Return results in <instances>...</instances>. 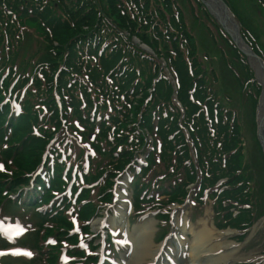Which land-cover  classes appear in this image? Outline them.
I'll list each match as a JSON object with an SVG mask.
<instances>
[{"label": "trees", "instance_id": "16d2710c", "mask_svg": "<svg viewBox=\"0 0 264 264\" xmlns=\"http://www.w3.org/2000/svg\"><path fill=\"white\" fill-rule=\"evenodd\" d=\"M195 1L221 30L233 61L244 72L239 75L232 61L223 70L225 76L240 85L245 78L249 80L256 89L255 104L261 87L246 57L200 0ZM223 1L234 14L244 42L264 60L254 43L253 29L232 0ZM188 4L191 9V2ZM183 12L176 0H0V100L9 95L8 102L14 99L21 105L10 142L20 147L15 148L16 154L25 158V170L30 171L40 160L44 144L54 138L55 128L65 120L70 130L81 126L79 133L85 140L88 133L95 134V148L108 159L101 167L108 170L107 175L131 166L135 154L147 144L145 131L149 132L159 149L150 152L134 186L163 175L160 180L169 182L164 204L184 201L186 186L198 177L202 191L223 177L227 187L245 181L240 177L246 169L241 162L243 140L236 115L211 88L209 81H216V73L202 63ZM132 36L153 53L140 48ZM158 58L175 80L182 111L172 102L173 88ZM139 91L141 97L134 105L132 96ZM224 96L229 100L227 93ZM204 99L209 102L201 104ZM6 109L8 105L2 106L0 101V137L7 132L2 123L4 117L9 120ZM16 177L23 180V176ZM229 189L223 188L220 196L214 193L217 215L220 203L234 201L233 196L225 195ZM246 190L247 186L239 190L237 197H246ZM240 216L235 222L229 214L225 226L232 221V227H239ZM64 221L63 216L54 219L58 224Z\"/></svg>", "mask_w": 264, "mask_h": 264}, {"label": "rangeland", "instance_id": "374dc122", "mask_svg": "<svg viewBox=\"0 0 264 264\" xmlns=\"http://www.w3.org/2000/svg\"><path fill=\"white\" fill-rule=\"evenodd\" d=\"M176 1L182 6L184 10L183 14L185 16V20L191 26V31L196 41L197 53L200 58L202 57V63L205 66L212 68L216 73V81H209L211 88L216 89L217 93L220 96L219 99L224 102L226 106H229L232 110H234V113L236 115L240 135L242 136L243 140L242 148L244 151V155L241 157V162L244 163L246 169L244 175L240 177L242 180L245 181L240 182L236 187H227L224 185L227 183V178L223 177L221 178V180H217L215 182L216 184L213 185L212 188L208 191L207 195L209 196V198L207 197V195L201 196L200 192H196L197 186L195 183V186H193L192 192L190 193L189 199L184 204L177 206L176 203H170L167 207L168 210H162L163 213L166 212L169 214V216L165 215L164 217H159L158 215L161 214V212L158 211L154 214L153 217L152 214L157 209H159V207L147 206V202H144L142 211H144L143 215L147 216L146 219L149 220L150 223L149 236L153 238L155 248L160 249L162 247L163 240L166 239L164 238V236L171 229L170 224L172 225L173 221L171 220L170 222L171 214L173 218L184 216L186 218L191 219L192 217V223H195L199 218L206 214V218L208 219L210 224L212 221L213 225L220 230L219 232H223L224 234V232L227 231V235L225 237V246L228 247V249L225 248V251H229V258L227 259L226 264H264V153L256 137L255 116L257 100L255 104L252 101V99L255 98L256 89L254 85L249 82V80L246 81V78L244 82L240 81L241 83H243L242 85H240L238 81L229 78V75L225 76L227 73H225L223 70H226V65L233 61V52L229 48L230 46L225 42L221 30L219 31V29L216 28L213 22L208 19L206 14H204V11L196 3L197 1ZM188 2H191V9L189 8ZM199 2L204 5L208 14L212 18H214L212 14H210V12L208 11L203 0H200ZM256 2H264V0H232L233 5L236 6L235 8L238 14L242 16L245 22L253 29L254 33L256 34V39L254 40V43L258 46L261 54L264 55V4L261 3L258 6ZM214 20L216 21L215 18ZM221 29L222 31H224L222 27ZM132 40L135 43H138L140 48H142L143 50L149 53H153L152 50L146 44L139 43V40L138 38H136V36H132ZM142 45H145L144 47H146V49H144ZM204 55L205 57H203ZM158 60L160 61L161 66L164 69L163 71L170 79L171 86L173 88V91L175 92V80L172 74H170L169 70L166 68L165 62L162 60V58H158ZM233 62H235V65L232 64V66H234L235 71L239 75H241V73L243 74L244 72L242 71V68L238 66L239 63L236 60ZM220 72L222 73L223 78ZM135 84L136 83H134L133 86ZM147 91L151 92V89L147 88ZM193 91L194 89L192 88L190 89L189 93L192 94ZM224 93H227V95L229 96V100L225 99ZM132 97L133 99L131 100V102L132 104L136 105L138 99L141 97V91L133 94ZM208 102L209 100L204 99L201 104ZM173 104L176 105L179 110L182 111V107H179L175 102H173ZM12 107L16 109L17 105L12 104ZM2 120V123H4V118H2ZM65 124L66 123L63 121V126L60 125L56 127L52 136L56 137L58 136V134L64 132ZM2 131L4 130L2 129ZM65 131L66 132L64 133H67V136L64 141L65 145H69L71 143H79L81 141L82 137L79 132L71 131L66 126ZM31 136H33V133H31ZM92 139L93 137L91 136L90 140ZM8 140L9 138L1 139L0 137V153L4 155L6 160L10 159L11 157V161H15V165L16 163H19L20 165L22 164L19 167L20 170L25 169V166L23 165L25 158L23 156H19V153L17 154L16 159L12 155L14 152L11 151V149L4 148L3 142H8ZM9 144H11V142H9ZM82 145L85 151L80 160H76L72 155L67 156L66 151L61 150L62 154L59 156L58 161H61L62 163L72 164L73 170L75 169L76 163H80V167L76 170L77 175L75 176L72 171L70 178L68 179L67 177L66 180L70 181V183L75 180L74 184L77 185H75L76 188L72 185V189L75 191V193H77V191L81 192V190L83 191L82 195H85L88 192H92L90 196L91 200H94L92 202V207L98 208L95 210V215H93L92 213V215L89 217V221L91 222H89L90 226H88V229L81 227L80 229L75 231V228L69 227L67 223H65V225H63L62 223L55 224L53 222V216L52 221L50 220L51 217L48 218L49 214L47 213V211H45L46 205H44V202H37L33 205H27L24 202H21V200H10L9 195L11 193L15 194L14 192L17 188L20 187V185H18L16 189H13V182L9 181L12 179V177L10 175H5L0 172V214L8 216L11 220L17 219L22 223L26 224V228L24 232L18 237L16 244L28 246L32 250L30 256H17L12 254H5L0 258L1 264H58V259H61L59 264H89L96 260V253L98 250L99 252L106 251L107 256L106 259H100V261H102L100 264H139L126 262L125 258L127 257L128 250L125 249L121 244L113 242L114 232L113 227L110 226L111 224L109 222V217L114 216L113 214H115V212H118V220L120 222H123L126 221V219L128 218L130 224L129 228L131 229V227L138 222L141 216L138 217L135 213H131L132 209L129 202L139 200L138 197L142 192H145V194L148 195H152L153 197H156L158 193L161 194L157 198L167 196L165 194V190L168 188L169 182L167 180L156 182V178L151 177L153 183H156L157 185H154L152 181L149 182L150 180H147L142 185L135 186L134 188L133 183L131 182L132 173L129 172V174L119 179V181L117 180L119 183H122V188L120 189L122 193H120V195L118 196V200L112 202L109 205H106V203L104 202L102 204H98L96 203L98 202L96 198L97 196L93 194V191H97V193H100L101 189L103 192L106 191L103 190L102 184H100L99 182L103 180L102 178H104V175L108 170H106L105 168H100L96 172L97 175L90 179L88 177V170L90 167L85 162L87 160L86 158L88 155L94 157H91L92 165L90 164V166L92 170V167H94V165L97 166L101 163V158L96 157L98 154H100V152L97 149L92 150L87 148V143H83ZM62 147L63 146H61V148ZM33 151H36V149H34ZM76 151L77 149H75V152ZM139 153H141V151ZM28 154L31 155L32 152L30 151L28 152ZM143 157L144 156L142 154H139L137 156L139 161H143ZM18 159L19 162H16V160ZM47 164L49 165V167L52 166L51 161H48ZM3 168V171H6L5 167ZM23 173L24 172H21L18 175H22ZM5 176H8L9 179ZM112 177L113 179H117L118 174L112 175ZM113 179L110 180L106 178V183L112 184L116 182V180ZM246 180L248 181V183ZM56 181L57 182L53 184V187L48 190V194L55 195V197L58 196V194L61 192L60 184H67V182L64 183V181L60 179H57ZM82 181L90 182L91 184L81 185L80 182ZM115 185L114 192H116ZM69 186L71 185L68 184V187ZM246 186V193L248 192V195H246V197L244 196L242 198H238V195L236 194H238L240 192L239 190H242ZM7 187H10V189H12L11 193L7 189ZM87 187L91 189H87ZM222 188H230L228 191L225 192V195L227 196L229 194L230 196H233L234 201L229 200L228 203H220L221 206L219 205V207L221 208L217 215V213L215 212V210H217V206L214 203L215 198L214 196L212 197L210 194L220 190L218 194L220 196L222 193ZM66 194H68V191L66 192ZM105 194L106 193H104V195L102 194L104 196V199H106L105 196H107V198L110 196ZM127 199L129 200L128 203ZM59 200L60 202L58 203L60 204L64 201L63 198ZM237 201L240 202L239 205L237 204ZM58 203L56 206H58ZM87 204H89V202L85 203L75 199L74 208L75 210H81V217L87 216V214L89 213L88 207H86ZM72 212V206L65 208L63 207V211H59V215L66 217L65 219L68 223L72 222L75 224H79V222L74 221V216H72ZM262 213L263 215H261ZM96 214H98L97 217H95ZM229 214L230 217L235 219V222L238 220V216L242 215L240 216L242 217V223H239V227H232V221H230L231 226H225V221L227 220L225 218ZM105 217H107V220H105L107 224L105 222L104 225L103 223L99 225L100 219H103ZM113 219L115 220L116 217ZM107 230L112 236V241L111 239L107 238V242H112L113 246L115 245L114 248L108 243H103L105 239V231ZM73 232L74 234L80 233L77 237L78 241L75 235L72 236ZM58 233L61 234L57 235ZM79 236L81 237L80 239ZM120 236V232L117 233L116 237L120 238ZM186 236L188 239L192 238L190 234H186ZM167 242H173L175 244L173 238L167 239L166 243ZM7 245L12 246L9 245L7 240L0 234V246ZM168 246L169 244H165L162 248L166 250ZM72 248L76 249L73 250ZM111 248L113 250L112 252ZM174 248L176 249L177 247L174 245ZM65 249H68L65 255L66 259L64 258ZM55 252L56 254H54ZM88 253H91V256H89ZM180 253H182V256ZM180 253H178L177 255L172 254L173 259L178 258V256L179 260H182L183 256L184 259L187 257L184 251L180 250ZM165 255H167V253H164V259H166ZM210 255L211 254H206L205 257H208ZM57 256V260H49V258L52 259ZM166 263L173 264L171 263V261H167Z\"/></svg>", "mask_w": 264, "mask_h": 264}, {"label": "bare ground", "instance_id": "6f19581e", "mask_svg": "<svg viewBox=\"0 0 264 264\" xmlns=\"http://www.w3.org/2000/svg\"><path fill=\"white\" fill-rule=\"evenodd\" d=\"M261 109H263V102ZM263 113L264 111L260 115ZM261 137L264 143V132H261ZM121 185L122 183L118 185V196L122 193L120 190L122 188ZM109 222L110 226L116 228L121 233L122 246L129 250L126 262L166 264V260L162 254L167 253V258H172V254L176 252L174 245H177V248L184 251L187 256L185 259L178 261L177 264H226L229 258V251H225V248L228 249L225 246L227 231L224 232V235L223 232L216 230L206 218V214L195 223H192L190 219L184 216L174 217L171 229L175 244L167 242L166 244H169V246L166 250L155 248L153 238L149 236L150 223L146 218L135 223L131 229L129 226L127 227L129 225L127 219L120 222L117 219L109 218ZM186 234H190L192 238L188 239ZM206 254L211 255L205 257ZM172 261L175 260L173 259Z\"/></svg>", "mask_w": 264, "mask_h": 264}, {"label": "water", "instance_id": "95a60500", "mask_svg": "<svg viewBox=\"0 0 264 264\" xmlns=\"http://www.w3.org/2000/svg\"><path fill=\"white\" fill-rule=\"evenodd\" d=\"M203 2L210 14L214 16L225 32L231 37L238 49L246 56L250 67L254 71L255 79L261 86V92L256 107V136L264 153V143L261 137V132H264V125L262 126V124H264V113L260 115V113L264 111V61L243 41L239 33L238 23L223 0H203ZM142 47L146 49L143 45ZM173 100L177 103L175 94H173ZM262 102L263 109H261Z\"/></svg>", "mask_w": 264, "mask_h": 264}, {"label": "snow or ice", "instance_id": "6c2138e0", "mask_svg": "<svg viewBox=\"0 0 264 264\" xmlns=\"http://www.w3.org/2000/svg\"><path fill=\"white\" fill-rule=\"evenodd\" d=\"M0 168H2V165H0ZM10 230H13V231H12V234L8 237L9 239H12V236H18L19 234H21L24 231V229L20 226L19 223L15 224V225H11V224L5 225L3 223H0V231L8 232ZM11 251L14 254H19V253L23 252V254H25V255H31V253L26 252L23 249H19V248L11 249Z\"/></svg>", "mask_w": 264, "mask_h": 264}]
</instances>
